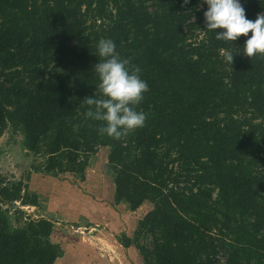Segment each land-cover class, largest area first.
<instances>
[{"label":"trees","instance_id":"1","mask_svg":"<svg viewBox=\"0 0 264 264\" xmlns=\"http://www.w3.org/2000/svg\"><path fill=\"white\" fill-rule=\"evenodd\" d=\"M241 3L249 19L264 12V0ZM206 7L0 0V134L9 123L28 151L43 147L48 172L81 171L97 146H108L114 203L152 205L134 237L120 236L143 264H264V54L244 55V35L216 39L204 29ZM100 38H111L148 84L136 106L144 126L120 139L85 116L83 99L101 95L92 70ZM225 49L236 52L232 66ZM25 186L0 175V201L37 205ZM51 229L43 217L10 229L0 206V264H53L62 249L48 240Z\"/></svg>","mask_w":264,"mask_h":264},{"label":"rangeland","instance_id":"2","mask_svg":"<svg viewBox=\"0 0 264 264\" xmlns=\"http://www.w3.org/2000/svg\"><path fill=\"white\" fill-rule=\"evenodd\" d=\"M89 22L91 26L90 19ZM22 141L23 135L7 123L0 134V175L6 183L21 180L38 202L30 205L19 199L0 201L9 228L26 227L30 220L41 217L51 220L48 240L62 249L53 264H143L134 245L124 247L120 236L134 237L138 219L152 205L145 201L130 210L126 202L114 203L113 174L106 161L109 147L97 146L81 171L48 172L44 169V148L39 153L30 152ZM262 156L264 160V152ZM65 167L68 164L63 161ZM173 167L176 169V164ZM260 168L264 171L263 163ZM150 238L141 233L138 241L150 247ZM218 258L222 260L224 254Z\"/></svg>","mask_w":264,"mask_h":264},{"label":"clouds","instance_id":"3","mask_svg":"<svg viewBox=\"0 0 264 264\" xmlns=\"http://www.w3.org/2000/svg\"><path fill=\"white\" fill-rule=\"evenodd\" d=\"M182 2L186 5L189 0ZM202 2L207 5L203 12L204 29L214 30L218 40L234 42L244 35L247 37L242 48L244 55L253 57L264 54V12L257 13L253 20L247 18L241 0ZM235 53L231 49L222 50L223 60L232 66ZM94 54L99 59L92 70L98 76L101 95L83 99L89 106L85 116L103 122L98 129L100 133L120 139L144 126L146 113L136 106L148 91V84L141 78L140 68L132 66L128 58L116 51V43L111 38H100Z\"/></svg>","mask_w":264,"mask_h":264}]
</instances>
